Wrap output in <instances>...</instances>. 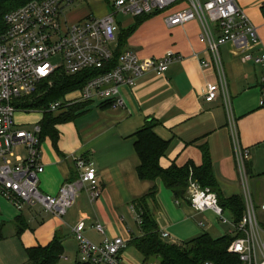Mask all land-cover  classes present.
I'll use <instances>...</instances> for the list:
<instances>
[{
  "label": "crops",
  "instance_id": "obj_1",
  "mask_svg": "<svg viewBox=\"0 0 264 264\" xmlns=\"http://www.w3.org/2000/svg\"><path fill=\"white\" fill-rule=\"evenodd\" d=\"M238 3L257 28L260 45L252 51L260 56L264 54V0H238ZM170 13L147 19L139 26L136 19L116 26V50L123 39L125 50L135 51L143 60L163 59L171 53L180 58L164 76L149 74L132 87L123 88L125 108H117L109 100H96L77 102L69 109L52 114L54 119L62 118V121L42 139L45 170L40 176V190L51 196L58 195L65 183L78 178L76 159L82 158L97 168L102 189L99 199L91 202L88 191L84 190L75 206L60 218L38 206L18 210L0 195V264H27L31 249L48 247L56 238L63 247L56 264H81L73 233L80 222L86 225L85 236L96 245L116 238L129 242L140 234L133 203L155 187L159 192L154 216L161 234L170 235L166 242L187 244L205 234L213 239L234 235L233 223L223 224L212 211L197 213L189 204L178 202L160 180L139 178L137 134L151 120L158 121L156 135L169 143L161 166L167 169L194 163L199 167L203 164L202 147H206L225 198L245 197L232 133L236 129L240 148L250 152L246 179L264 226L261 70L243 62L241 51L233 44L222 47L220 57L227 77L231 112L223 97L207 103L205 91L208 86L218 84L219 78L213 55L200 40L202 26L199 21H192L168 28L165 19ZM204 62L210 67L204 68ZM80 97L77 91L63 101H80ZM78 106L80 109L74 117L63 119L72 107ZM27 114L17 113V124V117ZM42 121L34 124L41 125ZM225 214H229L232 222L230 213ZM97 225L105 228V235L96 231ZM123 263L144 264L141 254L130 246L123 253ZM148 264H159V261Z\"/></svg>",
  "mask_w": 264,
  "mask_h": 264
},
{
  "label": "built area",
  "instance_id": "obj_2",
  "mask_svg": "<svg viewBox=\"0 0 264 264\" xmlns=\"http://www.w3.org/2000/svg\"><path fill=\"white\" fill-rule=\"evenodd\" d=\"M112 8L116 13L102 18L91 15L69 24L64 16L63 1H32L4 18L7 30L0 36V195L18 210L38 206L46 213L63 218L75 206L82 191H88L93 203L99 199L102 189L97 168L82 158L76 159L78 178L65 183L58 195L51 196L40 190V176L45 170L41 127L36 125L33 130H25L17 124L16 115L32 111L27 108L28 103L39 96L40 87L58 73L74 76L85 71L106 70L115 57L116 14L137 18L169 10L167 12L171 13L165 19L168 28L199 21L203 29L200 40L213 55L219 78L218 84L206 89L205 101L213 103L223 97L231 112L220 49L233 44L241 51L243 62L261 70V107L264 109V54L256 56L252 51L254 46L260 45L257 28L240 8L238 0H114ZM53 58L60 61L53 63ZM179 60L173 53L163 59L143 60L135 51L127 49L115 68L86 83L80 90V101H57L48 111L55 114L77 102L96 100H109L115 107L125 108L123 88L132 87L149 74L164 76ZM203 67L208 68L210 64L204 62ZM232 133L245 189L246 213L241 223L236 226L226 219L217 195L193 181L189 186V205L197 213L212 211L223 224L233 223L242 236L231 244L229 252L238 255L243 264H264V227L246 179L250 152L240 148L236 129H232ZM261 210L264 211V205ZM138 220L140 225L141 220ZM95 229L105 235L102 225ZM85 231L84 222L73 229L81 264H124L123 253L129 247L128 242L116 238L96 245L85 236ZM161 237L170 239L168 233H162Z\"/></svg>",
  "mask_w": 264,
  "mask_h": 264
},
{
  "label": "trees",
  "instance_id": "obj_3",
  "mask_svg": "<svg viewBox=\"0 0 264 264\" xmlns=\"http://www.w3.org/2000/svg\"><path fill=\"white\" fill-rule=\"evenodd\" d=\"M32 1L43 0H0V36L5 34L7 30L4 20L6 14ZM108 6L112 7V3L109 2ZM159 13L135 18L137 26ZM124 51V42L121 39L118 49L115 51L114 60L105 71H85L74 76L58 73L51 79L52 85L50 82H46L40 87L39 96L34 97L33 101L28 103L27 106L29 107L27 108L43 111L44 119L40 125L41 140L53 132L55 124L62 121V118H53L52 113L48 111L50 105L65 99L67 95L73 92L80 91L94 76L115 68ZM79 109V106L72 107L63 119L67 120L74 117ZM157 126L158 121L151 120L137 134L135 147L141 161L138 168L139 178L143 181L152 182L160 180L173 193L178 202L186 204H189L190 181L198 183L201 188H209L217 195L224 211L230 213L232 222L236 226L239 225L246 213L245 199L242 196L231 198L223 196L208 149L202 147L203 164L199 167L194 163H189L184 167L172 165L165 169L161 166V159L166 156L169 143L156 135L154 129ZM158 192L155 187L146 196L133 203L134 210L141 220L140 234L133 236L128 245L141 254L144 264L156 260L159 261V264H243L238 255L229 252L231 244L242 236L237 231L234 235L224 236L220 239H213L205 234L187 244H171L163 240L154 216ZM62 252V244L56 238L48 247L31 249L27 264H56Z\"/></svg>",
  "mask_w": 264,
  "mask_h": 264
},
{
  "label": "rangeland",
  "instance_id": "obj_4",
  "mask_svg": "<svg viewBox=\"0 0 264 264\" xmlns=\"http://www.w3.org/2000/svg\"><path fill=\"white\" fill-rule=\"evenodd\" d=\"M64 2V16L67 17L68 23L73 24L76 21L80 20L81 18H84L85 16H95L96 18H102L100 16L103 15V13L110 12V13H116V11L111 7L108 6V3H113L114 0H61ZM72 3H68V2ZM108 8H107V6ZM169 10L160 12L158 15L154 16L152 19L159 17L160 15H163ZM115 19L117 23H125L129 19H135L131 16H124L122 14H116ZM60 61V58H53L51 62L58 63ZM29 113V114H27ZM24 117H17V120L19 121V125L25 130H33L34 127L38 121L40 122L44 118L43 111L41 110H32L30 112H27ZM34 114V115H33ZM23 116V115H22ZM31 122V124L25 125V122ZM239 170V169H238ZM240 173V170H239ZM155 210V209H154ZM226 219L229 221L231 220L229 214H225ZM264 240V236L262 237Z\"/></svg>",
  "mask_w": 264,
  "mask_h": 264
}]
</instances>
